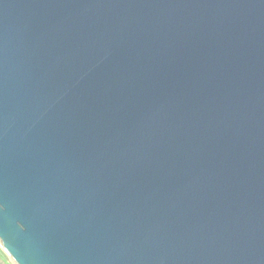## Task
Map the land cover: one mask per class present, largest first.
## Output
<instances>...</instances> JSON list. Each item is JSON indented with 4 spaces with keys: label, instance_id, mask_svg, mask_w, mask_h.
Masks as SVG:
<instances>
[{
    "label": "water",
    "instance_id": "water-1",
    "mask_svg": "<svg viewBox=\"0 0 264 264\" xmlns=\"http://www.w3.org/2000/svg\"><path fill=\"white\" fill-rule=\"evenodd\" d=\"M0 246L264 264V0H0Z\"/></svg>",
    "mask_w": 264,
    "mask_h": 264
},
{
    "label": "rangeland",
    "instance_id": "rangeland-1",
    "mask_svg": "<svg viewBox=\"0 0 264 264\" xmlns=\"http://www.w3.org/2000/svg\"><path fill=\"white\" fill-rule=\"evenodd\" d=\"M0 264H13L9 256L4 252L3 248L0 246Z\"/></svg>",
    "mask_w": 264,
    "mask_h": 264
}]
</instances>
